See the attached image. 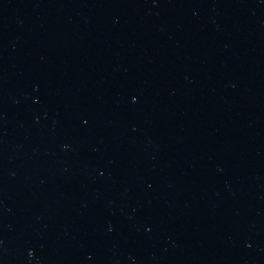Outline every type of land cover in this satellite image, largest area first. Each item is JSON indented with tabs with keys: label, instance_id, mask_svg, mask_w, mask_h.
Wrapping results in <instances>:
<instances>
[{
	"label": "water",
	"instance_id": "95a60500",
	"mask_svg": "<svg viewBox=\"0 0 264 264\" xmlns=\"http://www.w3.org/2000/svg\"><path fill=\"white\" fill-rule=\"evenodd\" d=\"M0 264H264V0H0Z\"/></svg>",
	"mask_w": 264,
	"mask_h": 264
},
{
	"label": "clouds",
	"instance_id": "9594fccd",
	"mask_svg": "<svg viewBox=\"0 0 264 264\" xmlns=\"http://www.w3.org/2000/svg\"><path fill=\"white\" fill-rule=\"evenodd\" d=\"M30 255H31V253H30Z\"/></svg>",
	"mask_w": 264,
	"mask_h": 264
}]
</instances>
